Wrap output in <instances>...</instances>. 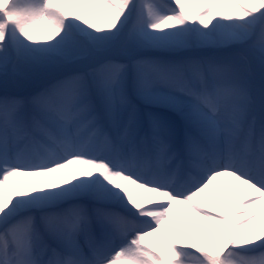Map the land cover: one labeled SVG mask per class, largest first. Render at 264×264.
<instances>
[{"label":"snow or ice","instance_id":"snow-or-ice-1","mask_svg":"<svg viewBox=\"0 0 264 264\" xmlns=\"http://www.w3.org/2000/svg\"><path fill=\"white\" fill-rule=\"evenodd\" d=\"M0 87V264H264V0H0Z\"/></svg>","mask_w":264,"mask_h":264},{"label":"rangeland","instance_id":"rangeland-1","mask_svg":"<svg viewBox=\"0 0 264 264\" xmlns=\"http://www.w3.org/2000/svg\"><path fill=\"white\" fill-rule=\"evenodd\" d=\"M16 91L23 92L25 90L24 89H17ZM0 95H3V89H2V87H0Z\"/></svg>","mask_w":264,"mask_h":264},{"label":"bare ground","instance_id":"bare-ground-1","mask_svg":"<svg viewBox=\"0 0 264 264\" xmlns=\"http://www.w3.org/2000/svg\"><path fill=\"white\" fill-rule=\"evenodd\" d=\"M163 2H167V0H163ZM239 197H234L233 200L238 199Z\"/></svg>","mask_w":264,"mask_h":264}]
</instances>
